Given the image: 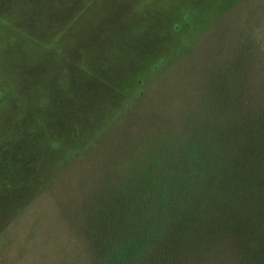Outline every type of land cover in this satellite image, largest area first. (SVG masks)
Returning a JSON list of instances; mask_svg holds the SVG:
<instances>
[{
    "label": "rangeland",
    "instance_id": "obj_1",
    "mask_svg": "<svg viewBox=\"0 0 264 264\" xmlns=\"http://www.w3.org/2000/svg\"><path fill=\"white\" fill-rule=\"evenodd\" d=\"M263 107L264 0H0V264H106L155 208L135 264H264V187L200 160Z\"/></svg>",
    "mask_w": 264,
    "mask_h": 264
},
{
    "label": "trees",
    "instance_id": "obj_2",
    "mask_svg": "<svg viewBox=\"0 0 264 264\" xmlns=\"http://www.w3.org/2000/svg\"><path fill=\"white\" fill-rule=\"evenodd\" d=\"M260 116L263 120L261 124L257 123V117H250L247 128L252 133L248 140L241 141L230 135V149L218 155L215 160L200 156L202 163L201 173L204 181L213 182L214 180H220L230 171V176H240L243 179L251 180L253 186L255 188L258 187V190L264 187V107L262 108ZM212 164V173L206 175L205 170ZM195 175H197L196 172L192 171L186 176L184 171L179 170L173 173L170 178V183L174 186L184 183L185 189L180 190L182 192L183 190L186 191L187 198H195V194L197 193L195 184L197 182L199 183L200 179ZM174 193L175 194L170 198L168 206L166 201L161 202V205L164 206L163 208L161 207V209L165 210L164 213L169 212L170 218L176 215L179 216L180 213L177 207V202L179 200L176 196V194L179 195L177 188L174 189ZM157 206L156 204V207ZM257 212L264 219V204H260ZM160 214H162L161 211L155 208L149 222H145V220L140 221L136 225V228L132 229L131 236H128L127 239L123 240L111 251L106 264H135L137 258L146 254L152 244L158 241L156 234L161 231V226L157 215Z\"/></svg>",
    "mask_w": 264,
    "mask_h": 264
}]
</instances>
